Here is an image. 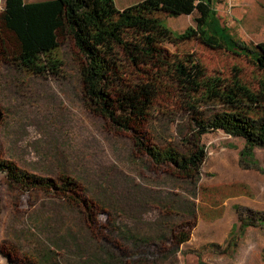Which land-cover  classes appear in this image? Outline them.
Masks as SVG:
<instances>
[{"label": "rangeland", "instance_id": "374dc122", "mask_svg": "<svg viewBox=\"0 0 264 264\" xmlns=\"http://www.w3.org/2000/svg\"><path fill=\"white\" fill-rule=\"evenodd\" d=\"M137 1L116 0L120 8ZM216 9L239 41H264V0H224ZM161 16L177 32L196 25L193 16ZM165 45L191 53L208 75L240 69L257 85L246 55L199 37ZM50 57L58 71L26 72L0 53V157L38 175L75 178L98 225L91 229L82 210L58 197L11 187L0 172V264H264V229L240 234V217L264 215V146L244 156L245 140L218 128L201 136L207 156L197 173L156 166L129 132L89 106L72 38L61 36ZM192 126L186 110L163 98L149 131L155 142L187 151Z\"/></svg>", "mask_w": 264, "mask_h": 264}, {"label": "trees", "instance_id": "16d2710c", "mask_svg": "<svg viewBox=\"0 0 264 264\" xmlns=\"http://www.w3.org/2000/svg\"><path fill=\"white\" fill-rule=\"evenodd\" d=\"M222 2L139 0L120 8L116 0H5L0 11V53L12 57L26 72L46 67L58 71L59 60L50 56L67 34L83 55L82 92L89 106L117 129L129 132L135 147L154 165L169 164L191 176L207 156L201 136L208 131L222 128L243 138L244 156L264 146V41L247 45L229 33L217 17L216 3ZM193 12H197L196 25L181 32L161 16ZM194 37L250 58L260 75L257 85L246 81L240 69L230 76L208 75L205 65L191 53L179 55L165 45ZM163 98L173 99L192 117L187 151L153 140L149 125L160 112ZM0 172L11 187L58 197L82 210L91 229L97 227L93 203L85 193H77L80 183L75 178L38 175L2 157ZM240 219V234L249 226L264 229V215ZM188 238L184 233L178 239Z\"/></svg>", "mask_w": 264, "mask_h": 264}, {"label": "crops", "instance_id": "0c3cea01", "mask_svg": "<svg viewBox=\"0 0 264 264\" xmlns=\"http://www.w3.org/2000/svg\"><path fill=\"white\" fill-rule=\"evenodd\" d=\"M183 15H185V16H193V17H196L197 12H193V13H191V14H181V15H179V16H183Z\"/></svg>", "mask_w": 264, "mask_h": 264}]
</instances>
